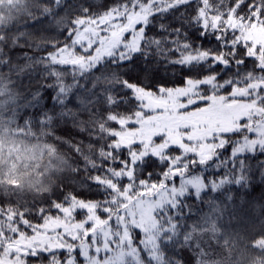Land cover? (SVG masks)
<instances>
[{
    "label": "snow or ice",
    "instance_id": "obj_1",
    "mask_svg": "<svg viewBox=\"0 0 264 264\" xmlns=\"http://www.w3.org/2000/svg\"><path fill=\"white\" fill-rule=\"evenodd\" d=\"M38 11L54 25L36 39L41 55L17 63L31 33L0 31V264H203L196 203L257 174L264 183V0H48ZM173 98L178 115L203 116L220 98L227 126L170 135ZM69 120L87 142L57 135Z\"/></svg>",
    "mask_w": 264,
    "mask_h": 264
},
{
    "label": "trees",
    "instance_id": "obj_2",
    "mask_svg": "<svg viewBox=\"0 0 264 264\" xmlns=\"http://www.w3.org/2000/svg\"><path fill=\"white\" fill-rule=\"evenodd\" d=\"M48 0H13L9 9L7 4L0 7V16L4 17L0 23V31L10 26L12 33L27 29L31 39L25 38L23 48L12 51L13 59L17 55L21 59L16 61L23 64V54L39 56L40 52L34 50L37 37L46 30L54 32V25L50 24L47 17L34 21L39 15V7ZM71 3V0H68ZM31 11V17L28 13ZM11 16V18H9ZM7 80L8 69H0ZM163 72V69L161 70ZM12 81L18 83V78L13 73ZM27 83V80L25 81ZM0 89L7 90L6 84H0ZM51 90L45 92V107L51 108ZM190 102H192L190 100ZM57 135L73 141L87 142L88 134L81 133L72 126L71 120L66 121L56 129ZM61 151L68 157L73 154L67 146H61ZM264 160V156L259 157ZM256 163L255 160L252 161ZM230 197V198H229ZM25 199H31V193H24ZM198 216L208 217V226L201 233L203 242L202 252L206 253L203 264H264V183L257 174L250 184L243 188L236 186L226 187L222 193H212L203 201L196 203ZM191 256L186 249L182 250Z\"/></svg>",
    "mask_w": 264,
    "mask_h": 264
},
{
    "label": "rangeland",
    "instance_id": "obj_3",
    "mask_svg": "<svg viewBox=\"0 0 264 264\" xmlns=\"http://www.w3.org/2000/svg\"><path fill=\"white\" fill-rule=\"evenodd\" d=\"M189 103H191L189 101ZM172 109V115L167 117H162L163 120L162 127H167L169 130L170 135L175 132V129L180 127L183 124H199L201 127L198 129L197 134L200 136L208 134V132L215 128L217 123H220L221 128L217 130H223L227 126V123L222 119L221 116L218 115L219 112L227 111L228 108L226 105L223 104L220 98H216L213 100V104L210 106L209 109L203 110V112L212 113L211 116H203L201 112L197 113H189V114H180L176 113V109L181 105L173 98L172 103L169 105ZM204 124H207L208 127H203ZM179 135L176 134L173 139L175 141H179Z\"/></svg>",
    "mask_w": 264,
    "mask_h": 264
}]
</instances>
